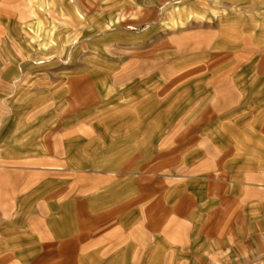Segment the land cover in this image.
Instances as JSON below:
<instances>
[{
  "label": "rangeland",
  "instance_id": "1",
  "mask_svg": "<svg viewBox=\"0 0 264 264\" xmlns=\"http://www.w3.org/2000/svg\"><path fill=\"white\" fill-rule=\"evenodd\" d=\"M35 249L264 264V0H0V264Z\"/></svg>",
  "mask_w": 264,
  "mask_h": 264
},
{
  "label": "crops",
  "instance_id": "2",
  "mask_svg": "<svg viewBox=\"0 0 264 264\" xmlns=\"http://www.w3.org/2000/svg\"><path fill=\"white\" fill-rule=\"evenodd\" d=\"M112 22V21H111ZM252 131L248 132L249 134L251 133ZM116 220H114L112 223L110 224H113V225H117V223H115ZM31 244L34 243V241L30 242ZM71 243H75V246L77 245V247H80L82 246V243L80 242H76V241H72ZM70 243V245H71ZM155 241L152 239L151 240V247H154L155 245ZM33 245V244H32ZM35 245V243H34ZM74 246V244H73ZM38 247V246H37ZM130 249L131 251L133 250L132 247L128 248ZM42 249H35V250H32V252H38V251H41ZM44 251V250H42ZM41 253H34L33 256H35L36 258H39V257H45V258H48V259H45L43 260L41 263H45L46 261L48 262V264H99V259L102 258V257H109V255L107 256L106 254H94V253H89V256H87L86 258H82V259H76V256L75 255H70L68 253H53V254H47L46 252H42ZM10 257V256H8ZM108 261L111 260V258L107 259ZM11 262V261H10ZM40 262L39 259L33 261V264H38ZM148 264H154L153 263V260H148L147 261ZM14 264V263H13Z\"/></svg>",
  "mask_w": 264,
  "mask_h": 264
}]
</instances>
